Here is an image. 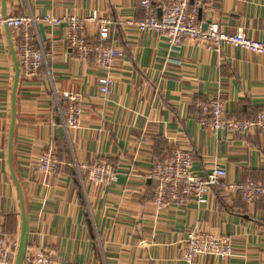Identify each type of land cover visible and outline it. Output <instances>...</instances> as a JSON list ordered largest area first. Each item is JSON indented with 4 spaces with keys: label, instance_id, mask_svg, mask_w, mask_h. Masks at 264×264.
Wrapping results in <instances>:
<instances>
[{
    "label": "crops",
    "instance_id": "1",
    "mask_svg": "<svg viewBox=\"0 0 264 264\" xmlns=\"http://www.w3.org/2000/svg\"><path fill=\"white\" fill-rule=\"evenodd\" d=\"M4 15L31 14L35 44L45 55L36 76L18 63L21 31L0 27V228L15 248L26 218L19 264L38 248L50 250L56 264H188L181 243L194 229L230 235L233 254L200 255L192 264H264V200L247 203L218 187L203 204L195 200L161 209L153 201L155 161L173 145L188 149L194 169L206 175L215 164L227 180L264 182V130L245 134L214 130L201 123L200 104L214 94L225 101V116L254 119L264 105V54L229 43L220 51L196 40L171 45L158 32L124 24L145 18L141 0H0ZM199 21L216 22L228 33L240 28L264 42V0H190ZM114 19L105 43L123 49L100 92L105 70L97 55L71 48L66 24L48 19L91 14ZM44 29L45 36L42 33ZM85 33L99 41L88 24ZM18 76V77H17ZM82 97L81 125L66 129L61 94ZM52 145L58 169L40 171L37 160ZM102 161L116 179L96 184L80 167Z\"/></svg>",
    "mask_w": 264,
    "mask_h": 264
},
{
    "label": "built area",
    "instance_id": "2",
    "mask_svg": "<svg viewBox=\"0 0 264 264\" xmlns=\"http://www.w3.org/2000/svg\"><path fill=\"white\" fill-rule=\"evenodd\" d=\"M146 10L145 18L128 17L124 24L134 25L140 31H153L163 34L168 42L177 46L185 40L199 41L215 51H220L223 43L245 48L252 53L264 54V42L246 35L240 28L234 33L223 31L219 24L210 22L204 26L198 17L197 9L190 0H141ZM53 25L66 24L68 41L72 49L81 55H97V64L105 72L99 77L100 92L107 94L114 79L111 74L115 61L123 55V49L106 44L110 39L115 20L94 10L91 14L65 15L48 19ZM94 24L98 30L99 41H91L85 29ZM36 19L31 14L4 15L0 4V27L8 26L21 31V40L17 47L18 63L25 76L38 75L45 66V55L35 44L38 32ZM60 109L63 126L66 129L81 125L83 111L82 97L75 91H64L61 94ZM201 123L214 130L231 131L245 134L251 130H264V105L254 119H236L225 116V101L220 94H214L200 104ZM40 171L53 174L58 169L59 158L56 150L49 145L42 151L37 160ZM80 167L87 171L88 178L96 184H108L116 177L114 168L102 161H88ZM155 181L153 201L161 209L170 204L182 205L190 200L199 204L207 201V194L213 187L222 188L240 194L247 203L264 200V182L249 179L246 181L227 180V170L215 164L206 175L194 169L192 153L181 146L173 145L167 156L155 161L150 173ZM181 257L192 264L200 255H216L223 258L233 254V243L230 235L215 234L209 231L194 229L181 243ZM12 242L0 228V264H10L15 254ZM29 264H56L53 254L46 248H38L26 256Z\"/></svg>",
    "mask_w": 264,
    "mask_h": 264
},
{
    "label": "water",
    "instance_id": "3",
    "mask_svg": "<svg viewBox=\"0 0 264 264\" xmlns=\"http://www.w3.org/2000/svg\"><path fill=\"white\" fill-rule=\"evenodd\" d=\"M41 29H42L43 35L45 36L44 29H43L42 26H41ZM25 231H26V218H25V212H23L22 232H21L20 243H19V247H18L17 255H16V264H19L21 256H22V251H23V246H24V238H25Z\"/></svg>",
    "mask_w": 264,
    "mask_h": 264
}]
</instances>
